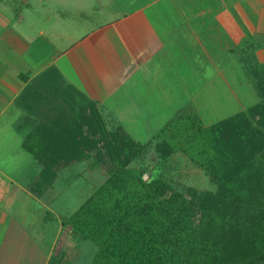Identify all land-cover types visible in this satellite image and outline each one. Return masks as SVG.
<instances>
[{
	"label": "crops",
	"instance_id": "crops-1",
	"mask_svg": "<svg viewBox=\"0 0 264 264\" xmlns=\"http://www.w3.org/2000/svg\"><path fill=\"white\" fill-rule=\"evenodd\" d=\"M14 1L21 4L9 8L10 17L0 11V136L12 129L26 151L23 139L32 129L62 128L87 102L105 121L146 142L199 93L190 80H199L208 67L213 80L218 56L232 59L227 63L246 82L247 73L264 63V0H92L89 6L86 0ZM5 4L0 0V9ZM70 15L105 18L82 30ZM27 156L21 154L24 164L14 166L31 172V180L0 170L9 179L0 180V222L20 190L42 202L28 189L41 166ZM58 220L50 237L32 244L40 255L33 263L47 264L54 252L68 250L71 231ZM49 222L43 218L46 231ZM6 227L0 223V264H31L29 253L27 262L24 252L7 258Z\"/></svg>",
	"mask_w": 264,
	"mask_h": 264
},
{
	"label": "trees",
	"instance_id": "trees-1",
	"mask_svg": "<svg viewBox=\"0 0 264 264\" xmlns=\"http://www.w3.org/2000/svg\"><path fill=\"white\" fill-rule=\"evenodd\" d=\"M254 68L250 105L206 125L189 103L143 143L106 122L93 102L62 128L32 129L23 146L41 167L29 191L41 197L73 163L104 169L61 221L95 246L89 264H264V63ZM148 149L156 163L133 167ZM175 156L214 188L169 181L161 167ZM47 264L65 263L55 253Z\"/></svg>",
	"mask_w": 264,
	"mask_h": 264
},
{
	"label": "rangeland",
	"instance_id": "rangeland-1",
	"mask_svg": "<svg viewBox=\"0 0 264 264\" xmlns=\"http://www.w3.org/2000/svg\"><path fill=\"white\" fill-rule=\"evenodd\" d=\"M4 2L7 4L1 6L2 8L0 11L4 13L5 17H10L9 8H11L13 12L15 7L21 4L14 0H4ZM82 3L89 6L92 0L82 1ZM63 11L72 13L73 10L66 9ZM81 18L82 19H80L79 16H71L72 23H82L83 30L94 25L95 22H99L101 19L103 20L105 17L82 15ZM1 27L2 26H0V35L3 36L4 33L1 32ZM223 58L224 57L218 56L216 59L213 80L211 79L212 71L209 67L208 75H202L200 73L199 80H195L194 78L190 80L192 87L196 85L200 86V91L196 96L190 97L192 102H188H190L200 116L202 122L206 125L224 118L255 101V95L248 86L250 81L246 82L244 80L236 65L227 63L228 57ZM189 66L193 67V65ZM184 68L188 70L186 64H184ZM218 69L222 71H218ZM184 73L187 74L190 73V71H184ZM185 77L187 78L188 75H185ZM189 79H191V77ZM207 81L209 84L201 90V85L203 87ZM185 106H187V104L181 105L182 108ZM16 138L15 132L10 128L9 133H4L0 136V170L8 172L15 180L27 182L32 179V174L31 172L23 174L19 172V166L24 164L21 154L24 156L28 155L27 157H30L31 160L33 158H31V152L28 150L27 152L21 147L20 142L18 143ZM153 152V150L149 149L145 151V161H142L144 159L136 160V162L132 163L134 165L133 167L138 168L149 162L156 163V154ZM15 164H19V166L16 167L14 166ZM73 164L75 165L72 166V168H65L62 173L59 172V169V177L54 185L48 188L43 195L39 197L48 208L44 207L42 202L38 199L31 198L22 190L17 193L16 199L10 204V210L6 221L0 222L2 226L5 224L7 225L5 231L9 233L6 240L9 250L7 258L10 259L11 256L18 258L21 252H24V259L22 260L27 262L28 257L26 253H29V255H31V264H35L33 263V259L36 258L39 260L40 255L37 251L33 252L34 248L31 247L33 246L32 244L35 242L42 244V239L44 237H50V230L55 228L56 221L58 219L62 221L73 212L85 200L92 189L103 180L106 174L103 168L96 165L93 166L89 164V161H81ZM189 164L190 162L186 161L184 157L179 158L175 156L165 165H162L161 173L178 188L195 186L198 190L213 189L214 187L208 181L207 177L197 168ZM146 173L143 174V176H145L143 177L144 179L148 177ZM0 180L9 183L7 177L0 176ZM43 218L44 222L49 220V223H52V225L49 224L48 231H46L45 226L41 227ZM13 219L14 222L12 221ZM2 228H0V230H2ZM70 235L71 239L70 244H68V250L57 252V255L61 256L62 263L89 264L95 252V246L89 240L80 238L77 233L71 232ZM53 254H55V252Z\"/></svg>",
	"mask_w": 264,
	"mask_h": 264
},
{
	"label": "built area",
	"instance_id": "built-area-1",
	"mask_svg": "<svg viewBox=\"0 0 264 264\" xmlns=\"http://www.w3.org/2000/svg\"><path fill=\"white\" fill-rule=\"evenodd\" d=\"M143 177H145V176H143Z\"/></svg>",
	"mask_w": 264,
	"mask_h": 264
}]
</instances>
